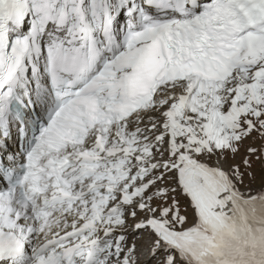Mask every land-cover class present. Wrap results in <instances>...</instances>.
I'll use <instances>...</instances> for the list:
<instances>
[{
  "label": "snow or ice",
  "instance_id": "obj_1",
  "mask_svg": "<svg viewBox=\"0 0 264 264\" xmlns=\"http://www.w3.org/2000/svg\"><path fill=\"white\" fill-rule=\"evenodd\" d=\"M0 264H264V0H0Z\"/></svg>",
  "mask_w": 264,
  "mask_h": 264
}]
</instances>
